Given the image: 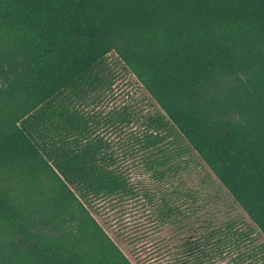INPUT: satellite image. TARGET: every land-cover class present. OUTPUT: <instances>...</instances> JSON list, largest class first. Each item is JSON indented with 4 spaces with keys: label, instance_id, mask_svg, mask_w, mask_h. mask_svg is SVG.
I'll return each mask as SVG.
<instances>
[{
    "label": "trees",
    "instance_id": "1",
    "mask_svg": "<svg viewBox=\"0 0 264 264\" xmlns=\"http://www.w3.org/2000/svg\"><path fill=\"white\" fill-rule=\"evenodd\" d=\"M110 54L160 110L133 137L148 169L163 177L182 138L264 236V0H0V264H132L92 212L133 191L84 110L111 90Z\"/></svg>",
    "mask_w": 264,
    "mask_h": 264
},
{
    "label": "rangeland",
    "instance_id": "2",
    "mask_svg": "<svg viewBox=\"0 0 264 264\" xmlns=\"http://www.w3.org/2000/svg\"><path fill=\"white\" fill-rule=\"evenodd\" d=\"M108 64L111 90L90 95L84 110L95 116L97 132L116 151L133 191L98 203L92 211L97 222L132 264H181L177 259L184 256L187 242L202 246L205 236L228 224L245 234L244 242L202 263L264 264V236L186 141L166 140L164 152L178 156L163 166V177L148 169L133 137L142 136L146 118L160 110L114 54ZM123 118L129 123H120Z\"/></svg>",
    "mask_w": 264,
    "mask_h": 264
}]
</instances>
